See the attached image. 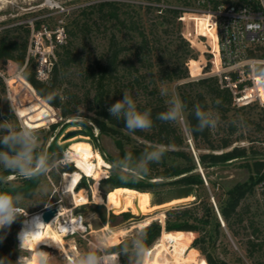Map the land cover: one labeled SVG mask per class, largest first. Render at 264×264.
Returning <instances> with one entry per match:
<instances>
[{
  "label": "rangeland",
  "instance_id": "1",
  "mask_svg": "<svg viewBox=\"0 0 264 264\" xmlns=\"http://www.w3.org/2000/svg\"><path fill=\"white\" fill-rule=\"evenodd\" d=\"M100 1L103 0H0V30L21 23H28L32 29L36 22L41 23V28L39 30L32 29L29 35L30 47L33 49L34 54H32L36 62H39L40 59L47 66L56 62L59 58L58 51H61L58 45L60 42L58 41L59 37L65 40L66 36H68L67 38L71 40L77 54L76 61L61 70V83L57 89L62 96L63 104L68 105L70 108L77 106L75 115L63 117L61 108L51 106L31 86L32 84L29 82L30 85L23 78V69L20 68L19 64L16 61L8 60L2 63L0 68L2 108L0 122L7 120L8 124L17 128L26 123L35 125L43 148L49 151L51 143L55 142L59 152L62 153V157L64 151L69 150L74 142L88 141L109 163L108 167H104L109 176L114 173L110 167L112 162L109 158H119V150L115 144L114 137L102 133L93 119L99 118L93 109L95 104L94 89H92L90 81L85 77L87 66L98 59L106 50L108 38L112 34H116L118 40L123 42L125 55H123L124 59L122 60L125 61L130 56L135 58L133 56L136 53L137 43L142 38L139 31L142 30L148 35L151 40V50L147 53L144 52V54H146V61L149 60L150 62H147L146 65H138L139 72L146 74L144 84L146 82L151 87L154 85L158 86V94L164 99L168 107L170 106L168 104L170 99L174 97L181 99L180 86L184 82L214 75L217 65L211 62L214 56L207 51L211 49L210 45L213 46V32L207 29L203 18L199 22L198 35L197 22L193 15H186L184 21L179 19L171 21L169 25L164 23L165 19L163 20L160 16L158 7H187L189 0H114L126 3L121 5L122 14L136 22L135 28L129 27V25L121 27L115 20H96L97 11L88 7ZM148 6H151V9ZM168 16L170 19L172 18L170 14ZM74 20H78L79 23L88 20L90 25L82 30L75 29V34H70L72 30L71 23ZM12 34L20 38L25 36L23 30L14 31ZM180 36L185 41H182ZM203 36H207L208 39ZM214 61L218 62L215 59ZM126 63L121 64L118 73V83L122 82L126 91L137 101L146 100L147 94L143 88H138L137 85L134 87L129 85L136 75L126 69L128 65ZM167 68H178L177 70H181V72L186 70L188 76L173 81L167 80L163 77ZM196 88L198 89L197 86H195ZM78 101H81V103L77 105ZM45 106L55 108V118L51 117L45 121L36 120ZM11 109L19 112L32 110L33 117L30 119L25 117L18 118ZM212 111L218 113L214 108H212ZM230 116L231 120L242 121L240 126L236 125L237 130L235 133V136H242V138L235 142L234 146H246L249 151V157L246 159H235L219 166L209 167L206 170L203 169L207 182L202 175L203 185L194 186L193 189L197 196L182 197L185 192L184 187L163 184L146 192V202L141 211H138L134 202L129 199L125 200L124 207L115 209L114 198L110 195L113 187L110 183L102 181L103 179L100 180V192L104 196L106 204L95 202L93 187L95 179L92 176L84 175L78 182L76 185L77 193L80 194L78 197H73L70 193H66L64 191V174L68 171L61 169L64 163L58 164L47 175L41 177V182L34 196L32 198H24L20 206L28 214L42 212L46 209L44 205H51L50 208L56 207L62 210L71 209L66 211L59 221L67 222L72 217L82 216L87 227L84 232L80 230L72 232L73 230H71L61 233L58 231L59 222H56L50 227L49 232L53 237L58 238L55 241L59 243L62 250L61 253L55 246H48L45 243L38 247L56 256L52 264H67L66 254L90 250L94 245L100 243L101 237L110 233L105 229L106 222H104L99 212L107 218H109L111 212L121 214L122 212L130 211L133 214L126 220L119 216L112 222L114 225L108 223L113 229L126 230L124 234L115 236L114 240L109 241L108 249L114 243L137 234L142 228L137 226L128 230L132 225L148 217L166 213V210L172 206L195 200L197 203L196 207H194L196 208L195 210L202 213V206L199 204L201 198L208 196L209 200L214 202L217 201L220 195L225 197V190L235 183L245 181L250 177L254 170L253 162L255 160H264V105L252 104L244 109L235 108L230 112ZM220 119L221 123L224 124L225 120H222L221 115ZM52 124H57V126L53 128ZM178 125L182 128L187 142L191 146L192 143L194 145L191 135L184 131L182 125ZM71 130H84L86 133H79L65 139V134ZM129 135L131 140L125 139L127 149L134 145L146 143L144 139L138 136ZM192 148L194 155L195 152L198 155L201 151H208L206 149L198 150ZM254 150L256 152H253ZM71 163L77 168L75 162L71 161ZM246 163H250L252 168H249ZM4 171L6 170L0 168V175ZM3 180L6 181L8 186H16L21 183L22 178L14 177L10 174L4 177ZM156 180L164 181L163 178H157ZM209 180L216 182V186H211ZM84 200H86V203H83ZM242 206H248V211L244 214L245 220L243 222L233 219L234 232L230 231L226 223L224 222L225 224H223L219 219L220 228L213 229L215 225H209L212 237L200 243L205 248V254L211 256L216 264H264V214L257 192L255 191L246 197L242 202ZM27 218L21 217L22 222L17 236ZM250 219L258 227V232H254V228L249 225ZM156 220L163 223L165 217L164 220L160 218ZM189 232V237L190 239L192 238L190 246L194 247L193 241L199 236V233L195 231ZM48 239L50 238H45V240ZM190 239L188 238L187 240L190 241ZM249 240L262 244L261 247L257 246L252 254L250 253L251 244ZM156 242L157 240L151 246ZM17 243L19 246L18 239ZM36 246L32 244L23 251L19 250L18 259L20 256L27 258L34 255ZM194 249L197 252V256L191 264H205L203 261L204 253L197 247ZM192 254L190 253V255ZM123 259L125 258H121V264L124 261ZM20 263L26 264V261L21 260Z\"/></svg>",
  "mask_w": 264,
  "mask_h": 264
},
{
  "label": "trees",
  "instance_id": "2",
  "mask_svg": "<svg viewBox=\"0 0 264 264\" xmlns=\"http://www.w3.org/2000/svg\"><path fill=\"white\" fill-rule=\"evenodd\" d=\"M124 4L126 3H120L114 0H103L92 4L88 8L97 11L96 20H115L121 27L129 25V27L135 28L136 22L122 14L121 5ZM148 8L151 9V6H148ZM158 10L160 11L162 19H165L164 23H167V25H169L171 21L179 19L181 13L180 9L174 7H158ZM169 14L172 17L171 19L168 16ZM71 24L72 30L70 34H75V29L82 30L90 25L88 20L83 23L74 20ZM40 28L41 23L36 22V25L32 29L39 30ZM32 29L28 23H21L0 30V68L1 64L8 60L16 61L20 68L23 69V78L28 83L30 82L32 84L29 83L36 89L40 96L45 99L47 95H53L55 99L50 104L51 106L53 105L61 108L63 117L75 115L77 106L70 108L68 105L63 104L62 96L57 90L61 83V70L72 65L77 58L71 40L66 36V39L58 44L61 48V51H58L59 58L53 64L49 77L47 79H41L37 75L38 62H36L33 54L29 52V35ZM18 30H23L25 32L23 38L12 34L14 31ZM139 32L142 38L137 43L136 53L133 56L135 58L130 56L127 60H122L124 59L123 55H125V52H123L125 50V45L118 40L116 34H112L108 38L107 48L104 53L87 66L85 77L90 81L91 87L94 89L95 104L93 109L99 116V118L93 119L102 133L114 137L115 144L119 150V158H109L112 164L129 155L138 157L143 151L151 150L153 146H163L165 155L162 162L149 165L150 172L147 175L136 178L130 177L128 180H122L119 174L112 173L101 180L110 183L113 189L117 187H128L145 192L151 191V188L158 185L172 184L174 186L184 187L185 192L182 197L189 198L190 196H197L193 190L194 186L199 187L204 183L199 163L202 165V168L206 170L209 167L219 166L234 161L235 159H246L249 157V151L246 146H234V143L239 141L242 136H235L237 130V126L233 124L235 119H230V112L233 111V109H244L249 106L234 105V95L232 91L228 87H223L219 77L216 75L189 80L180 86L181 100L187 105L185 111L187 123L190 125L196 123L192 111L194 105L197 104L205 111H212V108H214V110L222 116V120H225L224 124L220 123V125L214 129H208L203 133H196L194 135L190 134L194 142V145L192 143L193 148L208 150L199 152L197 160L196 155H194L191 150L192 146L187 142L182 128L178 124L166 123L156 119L158 113L168 109V105L165 103L164 99L159 96L158 86L154 85L151 87V85L146 82L144 84L146 74L139 72L138 65H146L147 62H150L149 60L146 61V54H144V52L147 53L151 50V40L148 35L142 30ZM180 38H182V41H185L182 36H180ZM126 61L128 63L126 69L134 72L136 75L129 85L131 87L137 85L138 88H143L144 92L147 94L146 100L137 101L140 110L148 109L152 114L154 126L147 132L136 131L134 134L129 133L124 128V122L112 118L107 110L117 100L122 99L123 92L126 91L122 82L118 83V73L121 64L126 63ZM177 69L178 68H167L163 77L173 81L188 76L186 70L181 72V70L179 71ZM195 86H197L198 89H195ZM79 103H81V101H78L77 105ZM1 110L0 98V112ZM20 112H23V117L27 119L33 117L32 110ZM55 115L56 110L54 107L45 106L36 120L45 121L51 117L55 118ZM56 126L57 124H52L53 128ZM125 132L144 139L146 143L134 145L130 149H127L125 139L129 141L130 135ZM53 152H55L54 154L57 159L62 157V153L59 152L55 142L51 143L48 151L50 155H52ZM253 152L256 151L254 150ZM246 165L252 168L250 163H246ZM253 168L254 170L250 174V177L245 181L235 183L225 190V197L220 195L217 201H215L216 205L213 200L212 202L209 200L208 196L201 198L199 204L202 206V213L195 210L196 208L194 207L197 205L195 200L185 202L172 206L166 210L163 223L154 219L145 227H142L141 230L146 233V246L150 247L160 237L163 229L175 232L190 245L192 238L190 239L189 237V231H195L199 233V236L193 241L194 247H190H197L204 253L205 257L203 261L205 264H216L211 256L205 254V248L200 243L212 237V231L209 229V225L214 224L215 226L213 229L220 228L219 213L226 223V226L232 232H234L233 219H237L240 222L245 220L244 214L248 211V206L243 207L242 202L255 191L257 192L256 184L259 180L264 178V160H255L253 162ZM61 169L70 172L77 168L69 162L61 166ZM10 174V172L4 171L3 174L0 175V192H8L10 194L19 193L24 198H32L36 193L42 176H36L30 179L22 178L19 185L8 186L3 179ZM157 178H163L164 181L160 182V180H156ZM209 184L211 186H216V182L213 180H209ZM99 213L104 222L111 223L112 225H114L112 222L119 216H122L124 220H126L133 215L130 211H125L121 214L111 212L109 218H107L101 212ZM21 222V218L14 222L7 231L6 236L3 231H0V237H3V239H0V264H21L20 261H17L19 248L16 237ZM249 225L254 228V232L259 231L252 219L249 220ZM185 237L187 239L189 238L190 241ZM130 238L131 237L114 243L108 250L114 251L116 247L122 245ZM249 241L251 244V254L257 246L261 247L262 245L254 240ZM123 260L122 264H126V259Z\"/></svg>",
  "mask_w": 264,
  "mask_h": 264
},
{
  "label": "clouds",
  "instance_id": "3",
  "mask_svg": "<svg viewBox=\"0 0 264 264\" xmlns=\"http://www.w3.org/2000/svg\"><path fill=\"white\" fill-rule=\"evenodd\" d=\"M254 76L258 83L264 85V68H255ZM45 99L51 103L55 97L49 94ZM168 104L170 105L168 109L158 113L156 119L166 123H178L184 127L186 133L193 135L203 133L205 130L218 127L221 123L218 113L202 110L201 106L197 104L194 105L192 111L196 123L190 125L186 122L185 117L187 105L179 97L170 99ZM11 110L18 118H23V112ZM107 110L112 118L124 122V128L129 133L147 132L154 126L151 111L148 109L140 110L137 100L127 91L123 92L122 99L117 100ZM233 124L240 126L242 121H233ZM164 155L163 146H153L151 150L143 151L138 157L126 156L124 159L111 164L110 167L114 173L120 175L122 180H128L130 177L136 178L147 175L150 172L149 165L162 162ZM72 159L73 152L71 150L64 151L62 159L59 160L55 154L50 155L43 148L35 125L26 123L17 128L8 124L7 120L0 122V168L10 172L14 177L30 179L36 176H44L56 168L58 164H67ZM23 199L24 197L19 193L0 192V231H3L5 236L14 222L21 217L27 218L28 216L27 211L20 206ZM44 206L45 208L51 207V205ZM24 222L26 223L27 220L25 219ZM34 222L35 230L22 229L18 233L20 251L41 241L42 236L45 235L43 230L49 224L40 222L39 217H36ZM58 231L64 233L68 229L61 228ZM114 239V234L108 233L101 237L100 243L94 245L90 250L66 254L67 264H121L122 257L126 259V264H148L150 250L145 243L146 233L144 231H139L122 245L116 247L114 251L108 250L109 241ZM41 243L55 246L59 249V253L62 251L59 243L53 238ZM39 244L34 249V255L27 258L20 256L17 261L25 260L26 264H52L56 256L40 249Z\"/></svg>",
  "mask_w": 264,
  "mask_h": 264
},
{
  "label": "built area",
  "instance_id": "4",
  "mask_svg": "<svg viewBox=\"0 0 264 264\" xmlns=\"http://www.w3.org/2000/svg\"><path fill=\"white\" fill-rule=\"evenodd\" d=\"M178 9L180 20L193 15L198 35L202 18L207 29L213 32V46L207 51L218 60L217 63L211 60L217 65L214 75L223 87L230 88L234 105H264V85L254 76L255 68H264V63H260L264 62V0H189L187 7ZM58 41L64 40L59 37ZM29 52L34 54L31 47ZM53 64L47 66L39 59V78L47 79ZM256 190L264 214V178L257 182Z\"/></svg>",
  "mask_w": 264,
  "mask_h": 264
},
{
  "label": "bare ground",
  "instance_id": "5",
  "mask_svg": "<svg viewBox=\"0 0 264 264\" xmlns=\"http://www.w3.org/2000/svg\"><path fill=\"white\" fill-rule=\"evenodd\" d=\"M77 146H81L80 151H77ZM69 150L73 152L72 162L76 163L77 169L70 172H66L64 174V191L66 193H70L71 195H73V197H78L80 194L77 193L76 185L84 175H88V173L91 172V175L88 176H92L95 179V184L93 186L95 202L100 204H106L105 198L100 192V180L108 176L107 172L104 170V167H108L109 163L102 157L101 153L98 150H95L92 147L91 143H89L88 141L74 142ZM85 157H87V159H85ZM74 179L76 181L75 183H73ZM110 195L114 198L115 209H119L122 206L124 207L125 200L129 199L134 202V205L136 206L137 210L141 211L146 202L145 191H140L128 187H117L110 192ZM83 203H86V200H84ZM48 209L49 208H46L42 212L28 214V218L26 219L27 222H24L22 228L20 229V231L22 229L35 230L34 221L36 217H39L40 222L49 224L43 230L45 235H43L41 241L36 242L35 245L41 243L47 237H53V235L50 234L49 229L56 222H59L58 229L66 228L68 229V231L80 230L82 232L86 230L87 226L84 223L82 216L72 217L67 222L59 221L61 216H63L66 211H69L71 209L62 210L56 208L55 213L48 220H46ZM164 217L165 213L154 215L153 217H148L138 223H135L128 230L137 226L145 227L152 220L159 218L164 220ZM105 229L108 230L110 233L114 234V236H119L126 232L125 229H113L108 223H105ZM148 248L150 250V258L148 260V264H191L197 256L196 250L190 247V245L184 239L178 236L175 232L168 231L166 229L162 230V233L157 239V242L153 246ZM190 253L193 254L190 255Z\"/></svg>",
  "mask_w": 264,
  "mask_h": 264
},
{
  "label": "water",
  "instance_id": "6",
  "mask_svg": "<svg viewBox=\"0 0 264 264\" xmlns=\"http://www.w3.org/2000/svg\"><path fill=\"white\" fill-rule=\"evenodd\" d=\"M70 121H73V120H70ZM79 133H81V134H85L86 133V131H84V130H71V131H68L66 134H65V139H67V138H69V137H71V136H74V135H76V134H79ZM193 147V146H192ZM195 155H196V158H197V160H198V157H197V154H196V152H195ZM199 168H200V171L202 172V175H203V177L206 179V177H205V174H204V171H203V168H202V165L199 163ZM206 182H207V179H206ZM214 204L216 205V203H215V201H214ZM216 208H217V206H216ZM55 211H56V208H49L48 210H47V217H46V220H48L54 213H55ZM217 211H218V213H219V210H218V208H217ZM219 217H220V220L221 221H223V218H222V216H221V214L219 213Z\"/></svg>",
  "mask_w": 264,
  "mask_h": 264
},
{
  "label": "snow or ice",
  "instance_id": "7",
  "mask_svg": "<svg viewBox=\"0 0 264 264\" xmlns=\"http://www.w3.org/2000/svg\"><path fill=\"white\" fill-rule=\"evenodd\" d=\"M22 115H24V113H22ZM80 148H81V146H77V151H80ZM85 159H87V157H85ZM88 175H91V172H89ZM75 182H76V181H75V179H74V180H73V183H75ZM53 239H57V240H58L57 237H53Z\"/></svg>",
  "mask_w": 264,
  "mask_h": 264
}]
</instances>
